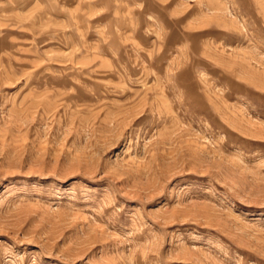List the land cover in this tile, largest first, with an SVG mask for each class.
Here are the masks:
<instances>
[{"label":"rangeland","instance_id":"obj_1","mask_svg":"<svg viewBox=\"0 0 264 264\" xmlns=\"http://www.w3.org/2000/svg\"><path fill=\"white\" fill-rule=\"evenodd\" d=\"M0 264H264V0H0Z\"/></svg>","mask_w":264,"mask_h":264}]
</instances>
